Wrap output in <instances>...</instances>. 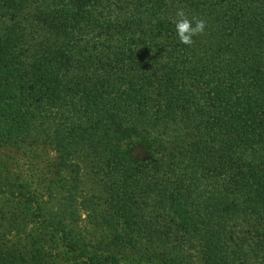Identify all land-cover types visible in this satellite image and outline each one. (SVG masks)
Segmentation results:
<instances>
[{
	"label": "trees",
	"instance_id": "trees-1",
	"mask_svg": "<svg viewBox=\"0 0 264 264\" xmlns=\"http://www.w3.org/2000/svg\"><path fill=\"white\" fill-rule=\"evenodd\" d=\"M45 145L66 186L4 170ZM80 210L107 232L86 249ZM53 237L78 264H264V0H0V264H57Z\"/></svg>",
	"mask_w": 264,
	"mask_h": 264
},
{
	"label": "rangeland",
	"instance_id": "rangeland-1",
	"mask_svg": "<svg viewBox=\"0 0 264 264\" xmlns=\"http://www.w3.org/2000/svg\"><path fill=\"white\" fill-rule=\"evenodd\" d=\"M124 146V155L128 160L135 162H147L151 157L149 153L136 138H130ZM125 144V145H126ZM35 150L20 149L16 154L15 158H7L6 161L2 159V164H6L4 170L9 172L13 177L22 179L30 187H35L38 190H44L48 182L57 183L59 185L66 186L63 174L54 175L51 170V163L55 158V152L50 146H40L34 148ZM83 171V175L79 176V187L81 188L80 195H85L92 191H96L98 188L95 185L93 179L90 175H86ZM12 176H9L13 179ZM65 183V184H64ZM63 189V188H62ZM78 194V196H79ZM43 200L44 195H41ZM79 201V198L77 199ZM54 201L49 202V207L55 206ZM67 220V219H66ZM68 220L64 221L63 227L69 233H71L73 241L77 244L79 248L86 249L93 241L99 236H104L107 232L103 227H99L96 223V219L92 215L84 210L77 211V213ZM22 234L18 239L24 240V235L33 236V232L29 231L28 227H23L20 231ZM29 237V238H32ZM28 238V239H29ZM53 237L51 240L46 238L44 244H42L45 249H50L55 251V256L57 257V264H78L68 260L67 254L61 249L59 241ZM30 240V239H29ZM84 245L85 247H82Z\"/></svg>",
	"mask_w": 264,
	"mask_h": 264
},
{
	"label": "clouds",
	"instance_id": "clouds-1",
	"mask_svg": "<svg viewBox=\"0 0 264 264\" xmlns=\"http://www.w3.org/2000/svg\"><path fill=\"white\" fill-rule=\"evenodd\" d=\"M174 35L179 43L191 47L194 43V37L204 33L207 22L203 18L187 16L183 9H179L175 13Z\"/></svg>",
	"mask_w": 264,
	"mask_h": 264
}]
</instances>
